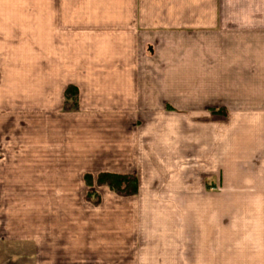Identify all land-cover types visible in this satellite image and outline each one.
I'll use <instances>...</instances> for the list:
<instances>
[{
  "label": "crops",
  "instance_id": "1",
  "mask_svg": "<svg viewBox=\"0 0 264 264\" xmlns=\"http://www.w3.org/2000/svg\"><path fill=\"white\" fill-rule=\"evenodd\" d=\"M101 173L137 193L78 224ZM0 228L52 264H264V0H0Z\"/></svg>",
  "mask_w": 264,
  "mask_h": 264
},
{
  "label": "rangeland",
  "instance_id": "2",
  "mask_svg": "<svg viewBox=\"0 0 264 264\" xmlns=\"http://www.w3.org/2000/svg\"><path fill=\"white\" fill-rule=\"evenodd\" d=\"M87 175L88 174L84 175L83 177L81 176L82 181L80 182L79 180L78 189L76 192L79 202L78 212L76 214L78 217V224H80L82 221L85 222V219L90 215L91 210L93 212H96V210L99 211L103 200L107 198L118 199L132 197L120 196L107 185H98L96 178L99 174L89 175L90 179L88 181L90 183L88 184L85 179V176ZM82 199H84V201L87 200V203L81 204L80 202ZM63 209L69 213L71 207H64ZM0 232L4 233V229L0 228ZM39 254L38 247L31 242L23 243L21 241L0 240V264H52L51 262H47L49 258Z\"/></svg>",
  "mask_w": 264,
  "mask_h": 264
},
{
  "label": "trees",
  "instance_id": "3",
  "mask_svg": "<svg viewBox=\"0 0 264 264\" xmlns=\"http://www.w3.org/2000/svg\"><path fill=\"white\" fill-rule=\"evenodd\" d=\"M66 102H74L76 98V91L68 88L66 93ZM88 184L90 176H85ZM98 185H107L114 190L118 195L128 197L134 196L137 193V178L133 175H117L109 173H101L96 178Z\"/></svg>",
  "mask_w": 264,
  "mask_h": 264
}]
</instances>
